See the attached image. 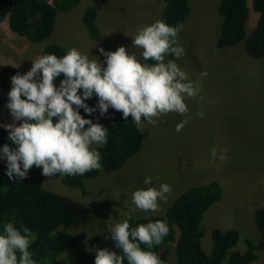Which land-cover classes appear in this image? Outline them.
Returning a JSON list of instances; mask_svg holds the SVG:
<instances>
[{
	"label": "rangeland",
	"instance_id": "1",
	"mask_svg": "<svg viewBox=\"0 0 264 264\" xmlns=\"http://www.w3.org/2000/svg\"><path fill=\"white\" fill-rule=\"evenodd\" d=\"M221 0H189L190 11L179 24V43L185 49L180 59H172L188 72L193 81L200 79L201 91L196 99H187L191 120L180 131L176 125L185 117L176 113L162 115L157 126L145 124L143 150L130 157L116 171L101 172L96 178L86 180L87 194L71 188L61 181V176L47 177L45 188L64 194L91 209V218L70 229L78 235L71 250H112L110 228L127 215L146 216L153 212L132 209V193L137 189L171 185L167 202L160 201L162 214L174 198L187 186L202 184L209 178L220 179L223 197L203 215L204 236L202 246L206 253L212 247L211 232L216 227L237 229L240 239L234 249H246L245 238L257 242L259 234L254 224L253 212L264 205V57L252 58L243 42L213 48L220 33L223 16L219 12ZM93 6L97 10L96 23L101 37L90 36L83 14ZM163 3L159 0H106L96 4L81 0L73 9L58 11L55 29L47 40L36 43L13 32L7 19L0 21V69L5 65H19L25 74L32 60L40 57L45 44L55 41L67 51L78 49L90 60H98L103 48L106 52L124 46L142 63V49L133 47L137 30L158 20ZM255 12V11H254ZM251 13V18L258 13ZM253 26L249 22L247 33ZM170 59L168 56L166 60ZM207 72L204 78L199 77ZM54 84H59L54 80ZM0 124L13 123L6 107L9 97L0 89ZM75 107V106H74ZM204 117L199 118L198 113ZM144 118L142 117V120ZM22 121H16L17 124ZM227 149V160L213 163L211 149ZM218 165V167H217ZM151 177V184L143 183ZM127 201V204L124 201ZM107 237V238H106ZM166 264H174L171 255ZM250 264H264V250Z\"/></svg>",
	"mask_w": 264,
	"mask_h": 264
},
{
	"label": "clouds",
	"instance_id": "2",
	"mask_svg": "<svg viewBox=\"0 0 264 264\" xmlns=\"http://www.w3.org/2000/svg\"><path fill=\"white\" fill-rule=\"evenodd\" d=\"M182 29L183 25L171 26L157 20L137 30L133 47L142 49L144 61H155L151 65L129 54L124 46L108 52L99 49L106 65L71 48L62 57L42 55L32 60V67L25 74L12 76L6 107L13 123L0 125L16 145L12 148L5 144L0 149V158H6L9 179L23 180L33 166H42V174L48 177L84 175L101 169V154L93 145L106 144L109 130L83 117L80 108L89 115L99 109L103 116L111 107L122 112L125 120L131 116L141 132L145 124L155 127L162 115L176 113L185 117L176 125V131L180 132L192 118L186 100L196 99L201 91L200 79L193 81L175 60H166L169 55L177 60L185 55L178 38ZM61 74L64 78L57 87L54 80ZM207 75L206 71L199 73L200 78ZM93 95L98 97V103L89 107L85 101ZM197 115L204 117L203 112ZM211 159L213 163L217 159L225 162L227 149L218 152L213 147ZM151 180L146 177L143 183L150 185ZM171 192L167 183L158 189H137L131 197L135 206L132 211L157 212L159 202H167ZM129 219L109 230L123 255L107 248L97 249L95 264H124L125 259L127 264H164L151 249L169 234L168 224L157 220L131 227ZM34 238L28 227L19 229L12 221L4 223L0 233V264H37L30 251Z\"/></svg>",
	"mask_w": 264,
	"mask_h": 264
},
{
	"label": "trees",
	"instance_id": "3",
	"mask_svg": "<svg viewBox=\"0 0 264 264\" xmlns=\"http://www.w3.org/2000/svg\"><path fill=\"white\" fill-rule=\"evenodd\" d=\"M81 0H0V21L8 20L10 29L31 42L40 43L51 37L58 11L73 9ZM102 4L106 0H91ZM163 8L158 20H164L171 26L179 25L190 11L189 0H159ZM258 13L251 18L252 12ZM219 12L223 16L220 33L213 48L220 50L226 46H234L243 42L245 51L252 58L264 57V0H221ZM254 12V13H255ZM97 10L90 6L85 9L83 22L94 39L101 37V31L96 23ZM249 22L253 26L247 33ZM67 49L58 42L51 41L44 45L40 56L55 54L62 57ZM170 59L174 56L169 55ZM105 63L101 55L97 61ZM154 64L155 61H145ZM22 71L13 65H5L0 69V89L4 94L10 92L11 77ZM63 74L55 79L60 84ZM82 94V89L80 90ZM89 107H95L98 97L93 95L85 101ZM80 114L99 122L108 131L107 143L103 146L93 145L101 154V169L92 170L84 175H54L61 176L64 185L79 188L87 194L86 180L96 178L101 172H111L120 169L126 161L140 153L145 143L142 132L136 127L129 116L123 118L122 112L111 107L108 113L101 115L99 109L89 115L83 108ZM3 125V124H0ZM8 131L0 126V149L7 144L12 148L16 145L8 138ZM144 142V143H143ZM6 158H0V233L4 223L12 221L22 229L28 227L34 233V240L30 251L37 264H95L96 253L86 250H70L66 256L63 253L76 245L78 235L70 229L78 227L91 218V209L64 194L44 187L48 176L42 174V166H33L26 178L9 179L6 174ZM202 184H193L184 188L167 206L162 214L151 213L146 216L127 215L131 227L141 223L164 221L169 226V234L163 242L154 246L151 251L158 254L167 263L171 249L174 264H250L258 259L259 251L264 250V205L254 210V224L259 234L257 242L245 238L244 251L234 249L240 239L237 229H222L216 227L211 232L212 247L206 253L202 246L204 230L201 226L203 215L223 197V187L220 179L209 178ZM112 251L123 255L122 250L116 248L112 242ZM146 248V245H141ZM65 252V253H66ZM124 264H127L125 259Z\"/></svg>",
	"mask_w": 264,
	"mask_h": 264
},
{
	"label": "bare ground",
	"instance_id": "4",
	"mask_svg": "<svg viewBox=\"0 0 264 264\" xmlns=\"http://www.w3.org/2000/svg\"><path fill=\"white\" fill-rule=\"evenodd\" d=\"M1 95V94H0Z\"/></svg>",
	"mask_w": 264,
	"mask_h": 264
}]
</instances>
